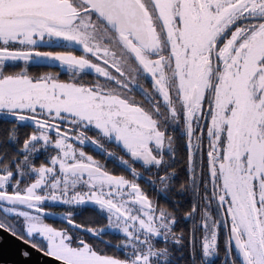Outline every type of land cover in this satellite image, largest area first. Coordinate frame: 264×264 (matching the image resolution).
Returning <instances> with one entry per match:
<instances>
[{
  "label": "snow or ice",
  "instance_id": "6c2138e0",
  "mask_svg": "<svg viewBox=\"0 0 264 264\" xmlns=\"http://www.w3.org/2000/svg\"><path fill=\"white\" fill-rule=\"evenodd\" d=\"M0 121V232L59 264H264V0H0Z\"/></svg>",
  "mask_w": 264,
  "mask_h": 264
},
{
  "label": "flooded vegetation",
  "instance_id": "af4514ba",
  "mask_svg": "<svg viewBox=\"0 0 264 264\" xmlns=\"http://www.w3.org/2000/svg\"><path fill=\"white\" fill-rule=\"evenodd\" d=\"M36 68H39V66H33L31 70H34ZM42 68H45V67H42ZM56 70L59 71V69H56ZM62 75H63V73H62ZM26 131H29V129L21 128V130H20V132H22V133H24ZM4 146H5V140H3V137H1V139H0V151H3ZM176 147H177L178 155H177L176 163L173 166L178 168V175L175 177V180H174V187L172 189V194L168 198H165L162 193H154L155 199L158 203L167 204L169 206H173L175 200H179L183 204L186 202V199H187V194H182L178 190L179 183L182 180H184L185 176H186L184 166H183L184 165L183 140L180 138L179 135L177 136ZM141 182L143 183V181H141ZM0 215H2V211H0ZM49 222L54 223V224H60V222H58L56 220H51L50 218H49ZM189 224H190V221L181 220L180 223L177 224L176 230L179 231L180 228H184L185 231L187 232ZM170 250L172 252V257H171L172 264H184V261L188 259L186 249L183 250L184 251L183 256H181L182 250L175 245H171ZM223 258H224V256H223V244L221 242L220 253L215 258V264H220V262H221V260H223Z\"/></svg>",
  "mask_w": 264,
  "mask_h": 264
},
{
  "label": "water",
  "instance_id": "95a60500",
  "mask_svg": "<svg viewBox=\"0 0 264 264\" xmlns=\"http://www.w3.org/2000/svg\"><path fill=\"white\" fill-rule=\"evenodd\" d=\"M50 219L62 223L59 218ZM0 237H2L0 239V264H59L55 259L32 249L6 233L0 232ZM22 249L31 254L28 259L22 257Z\"/></svg>",
  "mask_w": 264,
  "mask_h": 264
},
{
  "label": "trees",
  "instance_id": "16d2710c",
  "mask_svg": "<svg viewBox=\"0 0 264 264\" xmlns=\"http://www.w3.org/2000/svg\"><path fill=\"white\" fill-rule=\"evenodd\" d=\"M45 70H47L46 68H42V67H39V68H36V69H34V70H32L33 72H41V71H45ZM56 70V69H55ZM57 71V70H56ZM3 123H2V121H0V139H1V137H3V140H5V137H4V133H3ZM20 135L22 136L23 135V133L22 132H20ZM108 163V166L110 167V168H113L114 169V171H116V172H119V171H121V169H119V168H117L111 161H108L107 162ZM83 215V214H82ZM80 218H82V217H78V219H80Z\"/></svg>",
  "mask_w": 264,
  "mask_h": 264
}]
</instances>
